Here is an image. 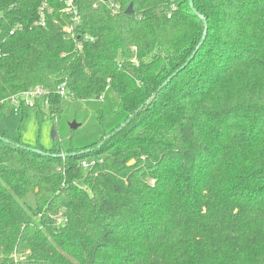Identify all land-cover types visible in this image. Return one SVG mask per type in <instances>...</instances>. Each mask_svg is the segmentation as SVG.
Wrapping results in <instances>:
<instances>
[{"label": "trees", "instance_id": "obj_1", "mask_svg": "<svg viewBox=\"0 0 264 264\" xmlns=\"http://www.w3.org/2000/svg\"><path fill=\"white\" fill-rule=\"evenodd\" d=\"M41 1L0 0V120L35 87L21 121L107 89L134 116L81 149L0 132V264H264V0Z\"/></svg>", "mask_w": 264, "mask_h": 264}, {"label": "rangeland", "instance_id": "obj_2", "mask_svg": "<svg viewBox=\"0 0 264 264\" xmlns=\"http://www.w3.org/2000/svg\"><path fill=\"white\" fill-rule=\"evenodd\" d=\"M58 118H37L29 112L21 121L20 112L8 105L0 120V132L6 131L9 140H18L30 149L50 150L59 144L63 150L81 149L98 142L102 135L125 122L124 113L115 114L117 101L110 89H107L101 100L74 102L65 99ZM99 115L104 119L100 120ZM79 124L76 130L70 129L72 122ZM55 133L56 139H52ZM101 144V143H100ZM78 185L81 186L80 183ZM20 202L33 205L32 195H27ZM13 259L17 261V257Z\"/></svg>", "mask_w": 264, "mask_h": 264}, {"label": "built area", "instance_id": "obj_3", "mask_svg": "<svg viewBox=\"0 0 264 264\" xmlns=\"http://www.w3.org/2000/svg\"><path fill=\"white\" fill-rule=\"evenodd\" d=\"M62 5V10L61 13L65 14L68 16L70 23L76 25L79 23V15H78V9L77 6L75 5L74 0H58ZM102 2L101 0H98ZM104 3V2H103ZM93 7H96L95 5ZM114 11L118 9V6H113ZM51 9L48 10V6L46 3V0L41 1V5L39 6L37 10V20L34 22L35 26L39 27H45L46 25V19H45V14L50 13ZM19 27V26H18ZM64 31L67 33H71V27L64 28ZM13 32L11 31L10 34ZM67 90L65 89L64 85H61L59 88H57V93L59 96L65 98ZM48 91L41 87H35L28 89L26 91H22L17 93L16 95L11 96L6 102L12 106L16 111H18V108L20 106V102L24 103L25 105L32 106L33 101L41 98L45 95H47ZM82 166L85 167L86 163L83 162Z\"/></svg>", "mask_w": 264, "mask_h": 264}, {"label": "water", "instance_id": "obj_4", "mask_svg": "<svg viewBox=\"0 0 264 264\" xmlns=\"http://www.w3.org/2000/svg\"><path fill=\"white\" fill-rule=\"evenodd\" d=\"M101 1L104 2V3H106L108 0H101ZM189 7H190V9L196 14V12L193 10L192 0H189ZM132 13H133L132 6L129 5V6L127 7V9L125 10V14H126V15H131ZM199 19H200V21L202 22V24H203V28H204V30H203V35H202V39H201V43H200V45H201V44L203 43V41H204V39H205V36H206V33H207V24H206V21H205V19H204L203 16H199ZM200 45H199V46H200ZM197 50H198V47L196 48L195 52H194V53L192 54V56L190 57L189 61L193 59V57H194V55H195V53H196ZM183 68H184V67H181L180 70H182ZM175 75H176V73H175L174 75H172L170 78H168L166 81H164V82L162 83V85L159 87V89L157 90V92L154 93L148 101H146L145 105L149 104V103H150V102L156 97L157 93H158L162 88H164V87L168 84V82L171 80V78H172L173 76H175ZM142 108H143V106H141V107L136 111L135 114H137L139 111H141ZM133 116H134V115L130 116V118H129L127 121H125L124 124H122L118 129H116L114 133H112V134L106 136L104 140L109 139L112 135H114L115 133H117V132H119L120 130H122V129H123L128 123H129V121L133 118ZM78 126H79V124H77V123L74 121V122H72V123L70 124V129H71V130H76V129L78 128ZM52 139H53V140L56 139V135H55V133H52ZM101 145H102V143L99 145V147H100ZM33 151H34V152H38V153H42V152H40V151H36V150H33Z\"/></svg>", "mask_w": 264, "mask_h": 264}]
</instances>
